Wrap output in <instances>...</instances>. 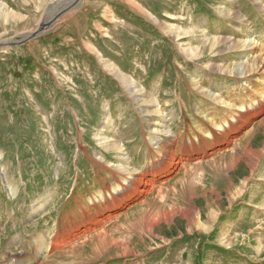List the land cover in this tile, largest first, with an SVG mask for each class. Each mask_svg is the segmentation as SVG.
Segmentation results:
<instances>
[{
    "label": "rangeland",
    "instance_id": "374dc122",
    "mask_svg": "<svg viewBox=\"0 0 264 264\" xmlns=\"http://www.w3.org/2000/svg\"><path fill=\"white\" fill-rule=\"evenodd\" d=\"M262 9L264 0H0V264H264V149L244 168L264 141V106L240 110L260 97L264 68L219 69L264 52ZM214 37L258 47L225 50ZM159 122L172 137L156 148ZM237 156L241 194L219 200L214 222L213 200L199 199L195 217L209 229L189 232L179 214L198 192L228 186L235 175L222 168ZM103 188L112 196L96 202Z\"/></svg>",
    "mask_w": 264,
    "mask_h": 264
},
{
    "label": "bare ground",
    "instance_id": "6f19581e",
    "mask_svg": "<svg viewBox=\"0 0 264 264\" xmlns=\"http://www.w3.org/2000/svg\"><path fill=\"white\" fill-rule=\"evenodd\" d=\"M73 4V3H72ZM70 6V5H69ZM263 11H264V9H262ZM230 13H233L232 11H229ZM56 15H58V14H55V15H52L53 17H55ZM161 23V22H160ZM161 25H163V24H161ZM167 27V26H166ZM222 40V41H224L225 42V40L228 42V46H226L225 47V50H228V49H231V48H239V49H244V48H246V47H248V46H253V47H258L257 46V44L255 43L256 41H255V38L253 39V41H250V40H229V39H222V38H218V37H214L213 38V41H215L216 43H218V40ZM220 42V41H219ZM259 48L260 49H263V46H261L260 44H259ZM238 49V50H239ZM231 50H233V49H231ZM225 52V51H224ZM230 52V51H229ZM216 66V65H215ZM223 67V68H222ZM222 67L220 66L219 67V69H221L222 70V72L223 73H226V71H229V73H231V74H233V75H237V76H243V77H247V76H251L252 74H255L256 72H258L260 69H262V68H264V52L263 53H260V54H258V55H256V56H254V57H252V59L250 60V59H246V60H242V61H239V62H231V63H225V65H222ZM118 75V77H119V79L124 83V85H128V87H130L129 85H130V81H128V80H126L125 79V77L122 75V74H120V73H118L117 74ZM264 78V77H263ZM257 91L260 93V97H258V98H255V97H253L252 98V102L249 104V105H246V104H243V105H240V110H243V111H247L248 110V108L250 107V108H252V107H254V106H256V109H258V108H260V106L262 105V106H264V89H260V88H257ZM149 100V102H151V100L150 99H148ZM152 109V111L155 113V112H157L158 111V109L154 106V107H152L151 108ZM167 120H169V119H167ZM167 120H164V121H167ZM237 119L235 118V117H232L231 118V121H236ZM262 123H264V122H259V125L260 124H262ZM168 122H159V126H160V128H155V133L156 134H160V137L158 138L159 140H154L153 138H152V140H151V142L155 145V146H157L156 148H158V147H160V142L162 141V140H160V139H162V136L161 135H166V136H171L172 137V135H171V132H172V130L170 129V128H168ZM230 125V122L229 121H225L223 124H219V125H217V127L218 128H216L218 131H225L226 130V127L227 126H229ZM216 132V131H215ZM219 133V132H218ZM255 133V132H254ZM264 133V132H263ZM212 134V133H211ZM261 138V137H260ZM227 140V139H226ZM225 141V140H224ZM111 144V143H110ZM246 144L248 145H250V142L249 143H247L246 142ZM248 145V146H249ZM114 148H119L120 146H119V144H117V143H115L114 145ZM172 146V144L170 145V147ZM247 147V146H246ZM243 149H244V146H243ZM248 149H250V148H247L246 150H248ZM264 149V141H261V145H260V147H256L255 149H250L251 150V153H250V155H249V157H248V159H247V161H246V164H245V167L244 168H247V169H249V170H252V169H254V167H255V164H256V159H258L257 157H259L260 156V154L262 153L261 151ZM123 150H124V148H123ZM122 149H121V152L123 151ZM245 150V151H246ZM244 151V152H245ZM243 152V153H244ZM209 153V152H208ZM238 153H239V151H238ZM124 154V153H123ZM127 154V153H126ZM240 154V153H239ZM236 155V154H235ZM126 156V155H125ZM238 157V156H237ZM241 156H239L235 161H232L231 162V159H230V162H231V164H229V165H226L225 164V167L224 168H222L223 169V172H224V174H225V177H224V179L226 178V177H228L227 175H228V173L231 171L232 173L231 174H233L234 173V175H235V177L233 178V181L230 179V178H228V180L226 179L225 180V185L228 183V186H224V187H222V188H220V189H218V188H215L214 189V191H212V190H208L209 188H207V191H203L202 193H197L196 195H194V197H193V200H194V202L192 203H190V205L187 207V208H185L186 210H184L183 212V214H179V216H181V218H182V215H183V217L184 218H186V220H188L189 221V223L190 224H194L196 221H197V218H198V216H199V214L201 215V206H200V204L198 203V200L199 199H204V200H206V201H210V198H211V201L213 200V203L211 204V211L207 214V216H208V219H210V221H216V218H217V216H218V214H220V212H222V210H221V207H220V205H219V200L220 201H222V202H224L225 204H228L229 205V203L231 204V202L238 196V195H240L241 194V190L242 189H240L241 187V184H242V181L243 180H245V179H247V175H246V173H245V171H243V169L242 170H240V167H241V164H242V161H243V159H242V157L240 158ZM125 158V157H124ZM128 158V157H127ZM246 158H247V156H246ZM228 159V158H227ZM238 159H240L239 160V163H238V165L239 166H237V160ZM130 164V163H129ZM122 167L123 168H126L127 170H129V171H131L132 169V166L131 167H129L128 166V164L126 163V164H124V165H122ZM233 170H234V172H233ZM132 172V171H131ZM247 172V171H246ZM253 172V171H252ZM230 176V175H229ZM236 181V182H235ZM124 185H126L127 184V178L125 179V181H124V183H123ZM102 190V193L100 194V195H98V196H96L95 197V199H96V202H102V201H98L97 200V198L99 197V196H101V195H104L105 196V200H103V201H106V199L107 198H109L110 196H112L111 194H110V191H108V192H105L106 190H104V188L103 189H101ZM121 190H123V186L122 185H117V186H114L113 187V189H111V191L113 192V193H116V192H119V191H121ZM100 191V190H99ZM193 192V191H192ZM225 192H229V197H227V194H225L224 195V193ZM189 194V193H188ZM189 196V195H188ZM224 198H226V199H224ZM192 200V199H191ZM189 202V201H188ZM91 203H95V202H91ZM210 204V203H209ZM206 205H208V202H206ZM222 205V204H221ZM178 210H182V209H177V211ZM142 211V210H141ZM208 211V210H207ZM111 211H108L107 213L109 214ZM179 212V211H178ZM138 213V212H137ZM169 213V212H168ZM168 213H166V214H168ZM171 214V213H170ZM110 215H112V214H110ZM110 215H108L107 217H109ZM143 215V214H142ZM140 216V215H139ZM168 216V215H167ZM170 216V215H169ZM171 216H173V214L171 215ZM197 218H196V217ZM138 218V217H137ZM143 218H144V216H143ZM146 218V217H145ZM144 218V219H145ZM149 219V218H148ZM154 219V218H153ZM135 220V219H134ZM143 221V220H142ZM152 221V220H151ZM154 221V220H153ZM152 221V222H153ZM147 222V221H146ZM210 223V222H209ZM150 224V223H149ZM152 224V223H151ZM140 228V227H139ZM152 228V227H151ZM154 228V227H153ZM198 228H200V229H209V227H208V225H206L205 223H200L199 222V226H198ZM146 229H147V227H146ZM155 229V228H154ZM189 232L191 231V228L188 230ZM159 235V234H158ZM160 236V235H159ZM109 245V244H108ZM107 245V246H108ZM114 245V244H113ZM116 245H118V244H116ZM106 246V247H107ZM120 246H122L121 244H120ZM105 247V248H106ZM132 247V246H131ZM40 250H42L43 252H49V251H52V249H53V244L51 243V242H46L45 244H42L41 245V248H39ZM110 249V248H109ZM118 249H119V247H118ZM111 250V249H110ZM125 250H127L128 251V249H126L125 248ZM125 250H123L122 252H123V254H126V253H128L127 251H125ZM131 250V249H130ZM132 251H133V249H132ZM119 252V251H118ZM134 252V251H133ZM113 254H115V253H113ZM120 254V253H119ZM108 255V254H107ZM116 255V254H115ZM122 255V254H121ZM110 257V256H109ZM11 264H14V263H11ZM20 264H29V262L27 261V262H24V263H20Z\"/></svg>",
    "mask_w": 264,
    "mask_h": 264
},
{
    "label": "water",
    "instance_id": "95a60500",
    "mask_svg": "<svg viewBox=\"0 0 264 264\" xmlns=\"http://www.w3.org/2000/svg\"><path fill=\"white\" fill-rule=\"evenodd\" d=\"M66 8H64V9H66ZM58 13H60V11ZM56 17H57V15L55 17H52L50 21H47V22H44L43 24H41L40 29H43V28L49 26L50 24H52L55 21ZM12 45H14V44H12ZM12 45H10V46H12Z\"/></svg>",
    "mask_w": 264,
    "mask_h": 264
},
{
    "label": "crops",
    "instance_id": "0c3cea01",
    "mask_svg": "<svg viewBox=\"0 0 264 264\" xmlns=\"http://www.w3.org/2000/svg\"><path fill=\"white\" fill-rule=\"evenodd\" d=\"M199 222L201 223V221H199V220L196 221L194 224H190L189 223L190 224V227H188V230L191 228V231H192L195 228L194 226H197L198 227L199 226Z\"/></svg>",
    "mask_w": 264,
    "mask_h": 264
}]
</instances>
